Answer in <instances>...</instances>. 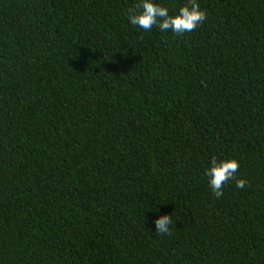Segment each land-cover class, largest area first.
I'll return each instance as SVG.
<instances>
[{"label": "trees", "instance_id": "16d2710c", "mask_svg": "<svg viewBox=\"0 0 264 264\" xmlns=\"http://www.w3.org/2000/svg\"><path fill=\"white\" fill-rule=\"evenodd\" d=\"M137 2L0 0V264H264V0Z\"/></svg>", "mask_w": 264, "mask_h": 264}, {"label": "clouds", "instance_id": "9594fccd", "mask_svg": "<svg viewBox=\"0 0 264 264\" xmlns=\"http://www.w3.org/2000/svg\"><path fill=\"white\" fill-rule=\"evenodd\" d=\"M126 19L130 26H136L145 31L156 26L161 33L171 31L181 34L196 28L205 19V12L200 9L197 0H189L187 4L179 7L171 15L167 7L155 3L154 0H138L136 6L127 11ZM238 166L234 159L219 161L215 157L209 159L203 175L207 178L208 185L217 197L222 195L223 185L234 179V173ZM244 184L245 181L242 179L235 180L236 188H242ZM154 223L157 234H167L171 219L168 215H161Z\"/></svg>", "mask_w": 264, "mask_h": 264}]
</instances>
